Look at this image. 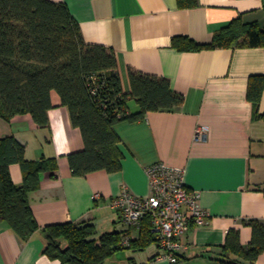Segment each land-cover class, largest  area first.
I'll return each mask as SVG.
<instances>
[{"label":"crops","instance_id":"obj_1","mask_svg":"<svg viewBox=\"0 0 264 264\" xmlns=\"http://www.w3.org/2000/svg\"><path fill=\"white\" fill-rule=\"evenodd\" d=\"M52 1L69 7L87 43L115 52L125 93L132 92V70L167 79L184 102L149 112L142 120L116 123L122 169L86 176H75L71 169L68 156L84 150L85 142L57 92L51 95L47 127L38 126L29 113L9 122L0 117V136L12 135L23 143L29 160L54 158L57 163L30 193L41 229L25 241L0 223V264H64L45 253L42 228L49 225L92 223L97 237L111 232L123 236L127 228L112 201L124 190L147 196V167L159 161L186 169L187 186L200 192L209 213L205 224L185 235L177 262L163 258L154 243L150 250L152 244L144 250H120L104 264H224L220 253L230 230L238 231L242 246L248 247L251 221L264 224V120L257 116L264 113V91L257 107L247 98L250 77L264 75V47L181 51L171 42L188 36L210 43L238 17L263 27L264 0H198L190 9L179 8L177 0ZM129 108L140 109L134 98ZM199 125L209 128L204 140L195 139ZM10 173L14 183H23L20 164H11ZM133 235L139 237L136 231ZM239 264H264V253L255 262Z\"/></svg>","mask_w":264,"mask_h":264},{"label":"trees","instance_id":"obj_2","mask_svg":"<svg viewBox=\"0 0 264 264\" xmlns=\"http://www.w3.org/2000/svg\"><path fill=\"white\" fill-rule=\"evenodd\" d=\"M181 9L198 5V0H177ZM172 46L181 51L217 48L264 47V26L245 23L241 17L220 28L213 40L201 44L188 36H175ZM132 92L123 91L115 52L105 45L87 43L77 20L64 2L52 0H0V117L11 121L31 114L40 127L49 125L52 93L69 109L72 123L83 135L85 148L71 153L75 176L122 169L120 137L114 125L138 121L147 113L172 109L184 102L170 82L130 71ZM264 91V75L249 79L247 98L257 107ZM139 105L131 112L129 100ZM264 120V113L257 115ZM20 164L23 183H14L10 165ZM54 158L29 160L26 147L14 136H0V223H6L21 239L28 240L41 229L30 204V193L39 189L42 174L54 171ZM253 236L243 247L239 232L230 230L220 253L224 264L240 260L255 262L264 253V224L250 223ZM45 253L64 264H104L120 250H144L155 243L145 224L139 237L121 244L119 232L97 237L92 223L72 222L42 228ZM124 235V234H123Z\"/></svg>","mask_w":264,"mask_h":264},{"label":"built area","instance_id":"obj_3","mask_svg":"<svg viewBox=\"0 0 264 264\" xmlns=\"http://www.w3.org/2000/svg\"><path fill=\"white\" fill-rule=\"evenodd\" d=\"M208 133V126L199 125L195 139L204 140ZM147 174L150 182L147 196H135L124 190L112 201L127 228L121 244L129 245L138 235H133V231L140 234L142 227L148 224L155 243L163 250L161 256L177 262L185 247V235L193 226L205 224L209 213L201 205L200 192L187 186L185 168L159 161L147 167Z\"/></svg>","mask_w":264,"mask_h":264},{"label":"rangeland","instance_id":"obj_4","mask_svg":"<svg viewBox=\"0 0 264 264\" xmlns=\"http://www.w3.org/2000/svg\"><path fill=\"white\" fill-rule=\"evenodd\" d=\"M156 244V243H155ZM155 244H152L149 248H148V250H150V249H154L155 248ZM126 250V249H125Z\"/></svg>","mask_w":264,"mask_h":264}]
</instances>
